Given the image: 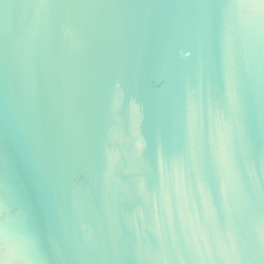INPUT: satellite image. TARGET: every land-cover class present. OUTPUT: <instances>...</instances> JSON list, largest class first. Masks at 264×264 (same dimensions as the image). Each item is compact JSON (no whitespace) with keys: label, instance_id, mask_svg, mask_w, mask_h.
Segmentation results:
<instances>
[{"label":"water","instance_id":"1","mask_svg":"<svg viewBox=\"0 0 264 264\" xmlns=\"http://www.w3.org/2000/svg\"><path fill=\"white\" fill-rule=\"evenodd\" d=\"M0 264H264V0H0Z\"/></svg>","mask_w":264,"mask_h":264}]
</instances>
